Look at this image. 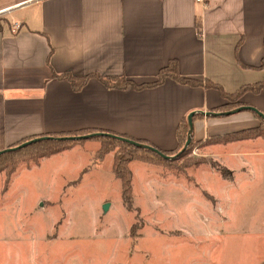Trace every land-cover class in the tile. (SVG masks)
Listing matches in <instances>:
<instances>
[{
  "label": "crops",
  "instance_id": "0c3cea01",
  "mask_svg": "<svg viewBox=\"0 0 264 264\" xmlns=\"http://www.w3.org/2000/svg\"><path fill=\"white\" fill-rule=\"evenodd\" d=\"M263 39L264 0H0V150L27 137L92 130L176 151L178 128L190 112L222 111L227 102L206 81L235 92L264 78ZM172 62L180 76L202 84L166 76L147 88H108L90 77L74 90L55 76L120 75L140 84L155 81ZM240 100L264 113L263 92ZM192 121L194 140L259 124L248 110L225 117L196 112ZM91 139L57 154L95 147L96 156ZM235 151L220 152L241 154ZM112 163L113 157L114 173ZM138 166L156 164L134 159L128 165L133 177ZM14 172L0 173L4 189ZM244 264H264V243L250 246Z\"/></svg>",
  "mask_w": 264,
  "mask_h": 264
},
{
  "label": "rangeland",
  "instance_id": "374dc122",
  "mask_svg": "<svg viewBox=\"0 0 264 264\" xmlns=\"http://www.w3.org/2000/svg\"><path fill=\"white\" fill-rule=\"evenodd\" d=\"M182 124L174 159L134 169L130 207L114 151L26 161L5 189L0 177V264H244L264 243V140L212 150L214 136L191 138L180 152Z\"/></svg>",
  "mask_w": 264,
  "mask_h": 264
},
{
  "label": "trees",
  "instance_id": "16d2710c",
  "mask_svg": "<svg viewBox=\"0 0 264 264\" xmlns=\"http://www.w3.org/2000/svg\"><path fill=\"white\" fill-rule=\"evenodd\" d=\"M263 45H264V39H263ZM259 68L263 70L264 72V56L261 59V62L259 64ZM56 77H63L66 78L70 83L74 90L81 89L86 82L88 81L90 77H95L96 79L103 82V84L108 88H126L128 86L141 89V88H147L150 86H156L163 82L166 76H170L171 78H174L177 81H180L182 83H186L189 85H199L202 84V81L199 79H191L187 77H182L177 73V67L175 62L170 63L168 66L162 68V70L159 71L157 74V79L155 81L147 82V83H135L133 80L126 79L124 76L116 75H98L95 73L86 74L85 76H76L69 73H62V74H55ZM54 76V77H55ZM205 85L207 87H213L220 92L221 96L227 100L225 105H223L222 109H225L228 107V109L236 108L242 104L240 98L242 95L246 92H252V93H264V78L260 81H255V83L251 84H244L241 85L239 89H237L235 92H226L223 91L221 86L217 83L212 82L211 80L206 81ZM227 109V110H228ZM253 113V112H252ZM255 114V113H253ZM257 118L259 119V124L256 127L251 128H244L239 131H233L226 133L221 136L215 137L216 139L212 140V143H223L226 144V142L231 141H241L242 139H254L257 136L262 137L264 139V119L259 117L257 114H255ZM183 123V122H182ZM180 124L178 128V139H179V146L183 143L182 139V126L183 124ZM185 131L187 129L185 128ZM88 132H92V130H78V131H72L70 133H62V134H48L50 136L49 138H44L39 141L32 142L25 147L18 148L11 150L9 152H5L0 154V173H6L8 176L11 175V172L15 171L16 168L26 161H38L42 159V157L51 156L54 154H57L60 151H63L65 149H68L72 147V145L79 143L83 141V139L77 140L76 138L72 139H59L58 136H72V135H83L87 134ZM107 132V131H106ZM120 135V134H119ZM124 136V135H122ZM126 137V136H124ZM184 137V136H183ZM33 137H27L26 139H30ZM100 139L102 141L103 146H101L97 152L96 157L103 158L105 153L114 151L113 153V163H112V171H114L116 177L120 180V185L122 187V198L123 200H126L128 207H130V197H131V171L128 169V165L131 161L134 159H141L145 162H152L156 163L154 160L156 159H162V160H171V159H163L159 155H156L152 151H147L135 146H132L126 142L123 141H117L112 137L103 136V137H95ZM26 139L21 140L17 142L15 145L20 144L21 142L26 141ZM131 139V138H130ZM134 139V138H133ZM138 140V139H134ZM140 142L147 143L146 141L138 140ZM152 145V144H151ZM163 152V151H162ZM166 154H171L172 152H166ZM163 152V153H164Z\"/></svg>",
  "mask_w": 264,
  "mask_h": 264
},
{
  "label": "water",
  "instance_id": "95a60500",
  "mask_svg": "<svg viewBox=\"0 0 264 264\" xmlns=\"http://www.w3.org/2000/svg\"><path fill=\"white\" fill-rule=\"evenodd\" d=\"M242 110H248L251 111L255 114H257L259 117H261L262 119H264V113L259 110L257 107L255 108L254 106H250V105H245V104H241L240 106L236 107V108H232V109H228L225 111H194V112H190L187 116H186V123H188V130H187V134H186V141L183 145V147L181 148L180 152L183 151L192 141L191 137H192V132H193V127H194V123L192 121L193 116L196 112H200L205 116H225V115H230V114H234V113H238ZM103 136H108V137H112L115 140H119V141H123L126 142L132 146L147 150V151H152L153 153H155L156 155H159L161 158L163 159H174L176 155H170V154H166L165 152L163 153L161 150H159L158 148H156L155 146L151 145V144H146L143 142H140L138 140H132L130 138L124 137L122 135H115L112 134L110 132H106V131H102V132H89L87 134H83V135H72V136H58L59 139H72V138H76L77 140L83 139V140H87V138H95V137H103ZM50 136L48 135H41L38 137H33L30 139H26V141L21 142L18 145H13L11 147H7L4 149L0 150V154L5 153V152H9L11 150L14 149H18V148H22L25 147L26 145L35 142V141H39L41 139L44 138H49ZM109 203H104L103 209L106 210L108 207Z\"/></svg>",
  "mask_w": 264,
  "mask_h": 264
},
{
  "label": "built area",
  "instance_id": "2783aa9c",
  "mask_svg": "<svg viewBox=\"0 0 264 264\" xmlns=\"http://www.w3.org/2000/svg\"><path fill=\"white\" fill-rule=\"evenodd\" d=\"M197 1H204V0H197ZM18 27H19V25L16 24V25H15V28H18Z\"/></svg>",
  "mask_w": 264,
  "mask_h": 264
}]
</instances>
